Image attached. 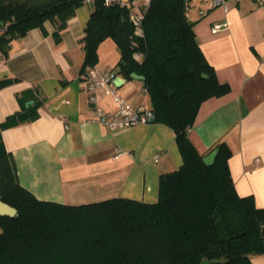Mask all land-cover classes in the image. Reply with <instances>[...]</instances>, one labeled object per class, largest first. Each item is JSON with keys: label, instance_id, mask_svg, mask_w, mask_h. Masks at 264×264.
<instances>
[{"label": "trees", "instance_id": "trees-1", "mask_svg": "<svg viewBox=\"0 0 264 264\" xmlns=\"http://www.w3.org/2000/svg\"><path fill=\"white\" fill-rule=\"evenodd\" d=\"M85 1L0 0V51L7 54L10 42L32 28L46 33V21L60 41ZM92 1L80 73L86 76L97 63L99 44L113 39L120 50L118 73L144 76L152 121L174 131L182 164L160 174L155 202L39 199L19 182L1 133L37 118L35 101L0 123V200L18 211L0 215V264H253V257L264 255V207L252 195L237 193L228 167L232 152L224 141L200 153L188 136L201 104L230 91L200 48L187 16L191 0H151L143 36L134 34L128 7ZM17 80L0 77V90ZM214 149L213 164H205L203 156Z\"/></svg>", "mask_w": 264, "mask_h": 264}, {"label": "crops", "instance_id": "crops-1", "mask_svg": "<svg viewBox=\"0 0 264 264\" xmlns=\"http://www.w3.org/2000/svg\"><path fill=\"white\" fill-rule=\"evenodd\" d=\"M195 1L187 16L218 80L230 91L201 104L188 136L200 153L224 141L232 152L228 167L237 193L252 195L256 206L264 207V5L226 0L225 10L200 0L190 9ZM92 8V0L78 7L58 42L46 21V33L32 28L10 42L7 54L0 51V77L18 78L0 90V123L39 103L37 118L2 129L3 142L19 182L39 199L75 205L112 197L155 202L160 174L182 164L175 133L156 121L119 130L89 121L94 106L80 68ZM214 23L223 27L214 32ZM97 56L92 68L118 73L120 50L113 39L99 44ZM118 75L123 80L118 94L149 108L144 81ZM98 103L105 110L116 108L102 93ZM252 262L264 264V255Z\"/></svg>", "mask_w": 264, "mask_h": 264}, {"label": "built area", "instance_id": "built-area-1", "mask_svg": "<svg viewBox=\"0 0 264 264\" xmlns=\"http://www.w3.org/2000/svg\"><path fill=\"white\" fill-rule=\"evenodd\" d=\"M241 1V0H236ZM255 1L264 5V0ZM151 0H105V4L118 3L128 7V17L134 26V34L143 36V20ZM214 6L226 7V0H212ZM223 27L222 23H214L212 30L214 32ZM134 57L140 59L141 55L135 53ZM119 76L114 70L91 68L86 73L83 80V90L86 92L89 101L93 104V114L89 121L107 126L111 130L125 129L137 124L149 123L153 120V112L145 106H134L117 92V86L114 83L115 78ZM110 96L116 106L114 110H105L98 103L100 94ZM257 161H259L257 159Z\"/></svg>", "mask_w": 264, "mask_h": 264}, {"label": "water", "instance_id": "water-1", "mask_svg": "<svg viewBox=\"0 0 264 264\" xmlns=\"http://www.w3.org/2000/svg\"><path fill=\"white\" fill-rule=\"evenodd\" d=\"M131 76L133 78H136V79L144 80L143 75H139L135 72H133L131 74ZM203 76H205V75H203ZM122 82H123V80L120 79L119 76H117L114 80V83L117 87L120 86ZM216 154H217V149H214L210 153H208L207 155L203 156L204 163L207 165L213 164ZM0 215L17 216L18 211L15 207H13V206L9 205L8 203L0 200Z\"/></svg>", "mask_w": 264, "mask_h": 264}, {"label": "rangeland", "instance_id": "rangeland-1", "mask_svg": "<svg viewBox=\"0 0 264 264\" xmlns=\"http://www.w3.org/2000/svg\"><path fill=\"white\" fill-rule=\"evenodd\" d=\"M196 3H194V4H191V7H190V9H193L194 7H196V4H199L200 3V0H196L195 1ZM192 5H194V6H192ZM188 12V11H187Z\"/></svg>", "mask_w": 264, "mask_h": 264}]
</instances>
